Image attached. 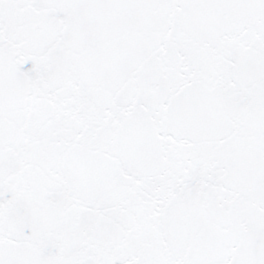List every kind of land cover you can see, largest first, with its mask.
Returning <instances> with one entry per match:
<instances>
[{
    "label": "snow or ice",
    "instance_id": "1",
    "mask_svg": "<svg viewBox=\"0 0 264 264\" xmlns=\"http://www.w3.org/2000/svg\"><path fill=\"white\" fill-rule=\"evenodd\" d=\"M0 264H264V0H0Z\"/></svg>",
    "mask_w": 264,
    "mask_h": 264
}]
</instances>
